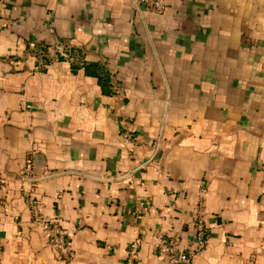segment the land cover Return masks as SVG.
<instances>
[{
    "label": "crops",
    "instance_id": "obj_1",
    "mask_svg": "<svg viewBox=\"0 0 264 264\" xmlns=\"http://www.w3.org/2000/svg\"><path fill=\"white\" fill-rule=\"evenodd\" d=\"M165 3L0 0V264H128L133 242V264H162L159 211L186 242L202 188L193 264H264V0ZM73 47L112 93L58 57Z\"/></svg>",
    "mask_w": 264,
    "mask_h": 264
},
{
    "label": "built area",
    "instance_id": "obj_2",
    "mask_svg": "<svg viewBox=\"0 0 264 264\" xmlns=\"http://www.w3.org/2000/svg\"><path fill=\"white\" fill-rule=\"evenodd\" d=\"M133 3L145 12L162 14L166 10L165 0H133ZM157 143V148H159L160 141L158 140ZM205 192V189L202 188L194 202L193 233L186 242L180 231L172 232L166 228L165 217L167 208L164 207L159 211V224L154 229L153 240L156 254L162 264H193L197 256L206 248L209 239V229L206 220ZM24 197L33 221L43 229L48 241L55 247L59 258L69 261L73 253L69 230L57 220L44 218L39 205L31 199L28 192H24ZM1 203H3V200L0 199ZM138 247V242H133L129 247L128 264H133Z\"/></svg>",
    "mask_w": 264,
    "mask_h": 264
},
{
    "label": "trees",
    "instance_id": "obj_3",
    "mask_svg": "<svg viewBox=\"0 0 264 264\" xmlns=\"http://www.w3.org/2000/svg\"><path fill=\"white\" fill-rule=\"evenodd\" d=\"M47 53L43 56V58L49 60ZM66 53V57L63 54L61 55L58 53V57L62 59H70L72 61V67L74 69L83 68L87 74L98 77L104 92L106 94L112 93L110 87V80L112 75L104 65L95 62H87L84 59L83 52L80 49L74 47L67 50Z\"/></svg>",
    "mask_w": 264,
    "mask_h": 264
}]
</instances>
